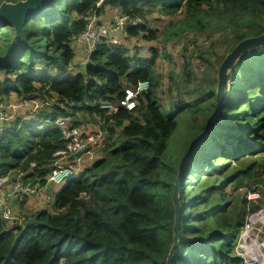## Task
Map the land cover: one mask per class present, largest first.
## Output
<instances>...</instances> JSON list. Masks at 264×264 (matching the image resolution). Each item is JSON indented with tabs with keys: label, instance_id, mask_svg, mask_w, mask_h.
Returning a JSON list of instances; mask_svg holds the SVG:
<instances>
[{
	"label": "trees",
	"instance_id": "obj_1",
	"mask_svg": "<svg viewBox=\"0 0 264 264\" xmlns=\"http://www.w3.org/2000/svg\"><path fill=\"white\" fill-rule=\"evenodd\" d=\"M105 5L142 20L153 9L174 15L182 7L174 24L180 30L230 27L236 41L264 29V0H51L49 8L23 24L16 41L11 26H0V96L12 92L21 98H52L49 104L41 100L48 106H37L31 118L16 116L0 130V175L17 167L25 170L30 162L34 164L23 177L44 175L53 152L64 143L60 130L45 119L67 116L71 125H79L77 112H84L110 120L108 134L119 128L99 157L53 191L51 211L30 213L33 222L26 225L8 226L0 217V264H165L172 241L170 195L182 155L166 157L176 120L158 101L156 52L144 56L136 47L101 38L80 68L68 70L74 61L72 37L85 28L87 16L99 15ZM146 30L140 22L124 31L136 35ZM143 37L153 38L152 32ZM138 81H147L148 87L137 93L136 104L119 105L124 89ZM102 101H113L117 109L106 114L99 107ZM202 101L203 127L213 110L214 91L188 105ZM263 137L264 44L234 62L217 120L181 172L178 240L170 264H242L231 252V239L243 217L230 222L220 204L190 210L207 203L212 189L221 192L222 184L197 193L189 189L197 174L220 170L216 159L264 151Z\"/></svg>",
	"mask_w": 264,
	"mask_h": 264
},
{
	"label": "rangeland",
	"instance_id": "obj_2",
	"mask_svg": "<svg viewBox=\"0 0 264 264\" xmlns=\"http://www.w3.org/2000/svg\"><path fill=\"white\" fill-rule=\"evenodd\" d=\"M117 11L115 7L105 5L99 15L91 13L89 16L93 15L98 23H107ZM182 15V7L174 15H163L153 9L150 13L145 14L144 19L141 20L147 30L152 32L153 38L145 39L143 37L147 34V30L139 31L136 35H127L123 31L115 36L118 43H124L129 49L136 47L137 53L141 55L147 56L153 51L156 52L153 69L158 78L156 90L158 101L164 109L174 112L176 120V126L166 142L165 153L170 154V156L166 154V157L169 158L183 156L190 141L202 129L203 118L205 117L204 102H199L196 105L188 104H191L195 98L203 97L207 93L213 96L217 64L236 41L234 31L230 27H225L219 31H214L207 26L199 29L180 30L174 24ZM34 68L38 70L39 67ZM3 77L4 74L0 71V79ZM35 97V99L28 98V100L36 104L38 109L48 106L52 100V98H45L41 94ZM0 100L12 104H17L20 101L13 95L0 96ZM41 100L48 101V104H40ZM133 101L136 104L135 97ZM178 105L183 107L177 109ZM35 108L34 111H30L29 109L25 110L24 107L21 110L20 107H15V112L9 117L8 123L16 116L25 119L31 118L32 114L38 110ZM77 115L80 121L78 126L84 133L93 134L97 130H101L104 145L108 143L109 136L115 138L114 136L118 133L119 128L115 127V130L108 134L110 132L108 127L112 125L110 120H103L102 122L96 116L84 112H77ZM262 141L264 142V137ZM95 146L96 144L93 145V147ZM101 153L102 151L99 152V155ZM216 161V165H222L220 170L210 176L205 175L207 172H201L203 175L197 174L189 191L190 193H197L201 189L207 190L205 189L207 186L212 187L221 183V192L216 188L212 189L209 191L210 196L207 203L197 205L190 210L201 212L207 205L220 204L224 208L222 214L230 222H236L242 216V225L235 228L232 233L231 252L235 255L234 245L238 232L247 219L249 220L252 211L264 209V151L247 154L237 159L224 158L216 159ZM83 164H85V160ZM49 165L50 162L46 168H49ZM18 171H23V169L17 167L8 171L9 177L11 178V174ZM247 190H254L258 196L253 200H247L245 197ZM219 194L221 198H218ZM19 202L20 198L8 201L12 208V217L5 220L6 225L21 223L24 218L29 217L25 215H29L28 212L24 213L18 210ZM20 208L26 210L24 206H20ZM255 224L258 225L260 222L257 221ZM242 264L245 263L242 262Z\"/></svg>",
	"mask_w": 264,
	"mask_h": 264
},
{
	"label": "built area",
	"instance_id": "obj_3",
	"mask_svg": "<svg viewBox=\"0 0 264 264\" xmlns=\"http://www.w3.org/2000/svg\"><path fill=\"white\" fill-rule=\"evenodd\" d=\"M139 16H128L126 14L115 12L111 20L107 23H98L93 15L87 16L85 28L72 37L70 43L73 47L76 43L83 45L86 57L93 48L95 42L103 38L107 41L118 43L115 36L123 32L126 27L136 25L141 21ZM111 38V39H107ZM85 61L81 62L83 65ZM74 61L68 65V70L74 71ZM147 81H138L134 87L125 88L123 100L119 105L130 108L134 105L133 98L137 93L144 90ZM23 99V98H22ZM28 100L24 99L22 101ZM20 104L5 103L0 100V130L8 125L9 117L15 112V107ZM36 104L32 108H35ZM99 107L105 109L106 114L114 112L117 104L113 101L99 102ZM102 122L104 119H100ZM48 125H54L59 130L64 139L62 147L53 152V158L49 168L41 177L28 178L23 174L31 170L34 162H30L28 170L12 173L9 172L0 175V217L9 219L12 217V208L8 201L10 198H22L25 195H33L35 199H40L43 205H50L52 193L59 188L66 179L76 175L78 162L82 160L92 161L99 157V152L104 147L101 130L93 134L84 133L78 125H71L67 116H57L52 121L45 119ZM96 144L95 147L93 145ZM46 168V167H45ZM56 189V190H57ZM258 194L254 190H247L245 197L247 200H253ZM257 221L260 224H255ZM264 209L252 211L249 220L245 222L242 229L238 232L234 245L235 255L241 258L245 264H264ZM261 235H263L261 237Z\"/></svg>",
	"mask_w": 264,
	"mask_h": 264
},
{
	"label": "water",
	"instance_id": "obj_4",
	"mask_svg": "<svg viewBox=\"0 0 264 264\" xmlns=\"http://www.w3.org/2000/svg\"><path fill=\"white\" fill-rule=\"evenodd\" d=\"M51 0H1L0 1V26H11L13 31L12 40L16 41L20 38L23 31V24L32 19L36 14L49 8ZM264 44V29L255 35H248L236 41L231 48L224 53L217 64L215 72V88L214 102L212 113L204 124L202 129L193 137L186 151L184 152L178 169L175 172L172 191L170 195L173 207V223H172V241L168 248L165 264H170L171 255L176 247L178 240V218L180 206L178 202V192L181 181V172L190 158L193 150L205 137V135L213 128L217 120L218 113L222 106L225 94L226 76L230 72L234 62L246 50ZM33 222L32 217H28L23 221V225Z\"/></svg>",
	"mask_w": 264,
	"mask_h": 264
},
{
	"label": "crops",
	"instance_id": "obj_5",
	"mask_svg": "<svg viewBox=\"0 0 264 264\" xmlns=\"http://www.w3.org/2000/svg\"><path fill=\"white\" fill-rule=\"evenodd\" d=\"M115 8L117 9V7H115ZM73 50H74V59L73 60H74V66H75L74 68L75 69L76 68H80L82 66L81 62L86 60V53H85L84 47H83L82 44L76 43L75 45H73ZM9 95H13L16 99L20 100L19 101L20 104L17 106V107H20V110H21V108L24 107L25 110L29 109L30 111H33L34 108H32V107H33L34 103H32L30 100L22 101V100L27 99V98H23L22 99L21 98L22 96H16L12 92H10L6 96H9ZM83 161L84 160H82L81 162H78V166L76 168L77 172L80 171L85 165L89 164V162H87V160H85V164L82 165ZM11 199H14V198H10V200ZM20 206H24L26 210H22L20 208ZM42 208H45V209L51 211V206L50 205H43L41 203V200L40 199H35L33 195H25L23 198H20V202H19V205H18V210H21L24 213L28 212L29 214L33 213V212H35V211H37L39 209H42ZM21 214L24 216L23 213H21ZM25 215L29 216L28 214H25Z\"/></svg>",
	"mask_w": 264,
	"mask_h": 264
}]
</instances>
